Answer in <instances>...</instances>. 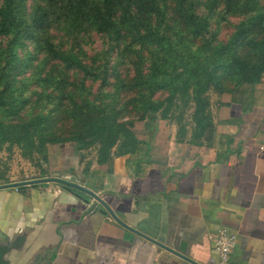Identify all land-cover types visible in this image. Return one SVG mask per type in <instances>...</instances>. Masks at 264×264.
<instances>
[{
	"label": "trees",
	"instance_id": "1",
	"mask_svg": "<svg viewBox=\"0 0 264 264\" xmlns=\"http://www.w3.org/2000/svg\"><path fill=\"white\" fill-rule=\"evenodd\" d=\"M263 72L264 0H0V145L45 161L72 143L104 163L155 118L209 144L207 93Z\"/></svg>",
	"mask_w": 264,
	"mask_h": 264
},
{
	"label": "crops",
	"instance_id": "2",
	"mask_svg": "<svg viewBox=\"0 0 264 264\" xmlns=\"http://www.w3.org/2000/svg\"><path fill=\"white\" fill-rule=\"evenodd\" d=\"M209 144L168 119L135 120L131 154L104 163L72 143L49 144L38 165L18 155L0 170L4 264H264V72L236 92L207 93ZM34 163V162H33ZM36 165V166H34ZM39 166V167H38ZM98 195L115 218L90 195ZM234 235L224 263L211 238ZM183 242V250L179 249ZM186 257L187 259L183 258Z\"/></svg>",
	"mask_w": 264,
	"mask_h": 264
},
{
	"label": "water",
	"instance_id": "3",
	"mask_svg": "<svg viewBox=\"0 0 264 264\" xmlns=\"http://www.w3.org/2000/svg\"><path fill=\"white\" fill-rule=\"evenodd\" d=\"M42 181H55V182H59V183H62V184H65V185H68V186H71L73 188H76L78 190H81L83 191L84 193L90 195L93 199H95L100 205H102L105 210L112 216L115 218V215L113 214V212L111 211V209L109 208V206L98 196L96 195L95 193L87 190L86 188L78 185V184H75V183H72V182H69L67 180H64V179H61V178H57V177H43V178H38V179H32V180H28V181H25V182H42ZM19 183H22V182H14V183H8V184H1L0 185V188H3V187H9V186H15ZM183 242L180 243V246H179V249L180 250H183L182 246H183ZM5 246H1L0 247V256H1V253L5 250ZM183 257V256H182ZM185 259H187L186 257H183ZM188 261L194 263V264H197L196 262L190 260V259H187ZM0 264H4L1 260H0Z\"/></svg>",
	"mask_w": 264,
	"mask_h": 264
},
{
	"label": "built area",
	"instance_id": "4",
	"mask_svg": "<svg viewBox=\"0 0 264 264\" xmlns=\"http://www.w3.org/2000/svg\"><path fill=\"white\" fill-rule=\"evenodd\" d=\"M213 251L219 262L224 263L234 243V235L228 233L224 228L218 229L211 238Z\"/></svg>",
	"mask_w": 264,
	"mask_h": 264
},
{
	"label": "rangeland",
	"instance_id": "5",
	"mask_svg": "<svg viewBox=\"0 0 264 264\" xmlns=\"http://www.w3.org/2000/svg\"><path fill=\"white\" fill-rule=\"evenodd\" d=\"M99 45H100L99 39H95L94 42L92 43L91 47H98ZM29 88H31V86H29ZM84 151H85V154H87V155L94 152V150L92 148H90L88 150H84ZM18 155L21 156L19 153V150L16 146L8 147L6 144H1L0 145V170H2V169L5 170L7 168L6 167L7 164H5L7 162H9V164H14L18 159ZM26 160H28V159H26ZM36 161H37V159L32 160V161L28 160V162H30V164H36V163L40 164L41 163V161H37V162ZM36 165H34V166H36Z\"/></svg>",
	"mask_w": 264,
	"mask_h": 264
}]
</instances>
